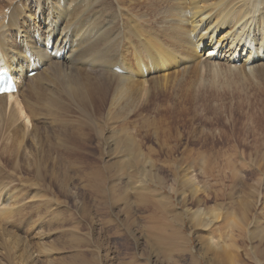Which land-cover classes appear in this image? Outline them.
I'll list each match as a JSON object with an SVG mask.
<instances>
[{
    "label": "rangeland",
    "instance_id": "1",
    "mask_svg": "<svg viewBox=\"0 0 264 264\" xmlns=\"http://www.w3.org/2000/svg\"><path fill=\"white\" fill-rule=\"evenodd\" d=\"M203 66L207 70L190 68L167 84L130 88L126 106L109 109L103 101L85 113L63 111L60 125L34 128L30 121L26 131L25 119L8 125L2 117L0 191L5 186L25 205L0 218V264H193L190 257L199 256L212 235L190 222L187 212L196 201L227 215L234 190L245 202L256 200L253 213L259 215L264 209V71ZM122 107L126 111L118 113ZM109 128L117 140H128V147L115 151L107 145ZM188 181L198 185L196 197ZM172 233L181 238L170 243ZM241 238L240 253L225 247L226 257L220 248L218 262L199 264H261L250 239Z\"/></svg>",
    "mask_w": 264,
    "mask_h": 264
},
{
    "label": "bare ground",
    "instance_id": "2",
    "mask_svg": "<svg viewBox=\"0 0 264 264\" xmlns=\"http://www.w3.org/2000/svg\"><path fill=\"white\" fill-rule=\"evenodd\" d=\"M203 65L264 71V0H0V73L7 71L18 82L16 93L0 94V120L5 118V124L10 125L23 118L26 131L30 121L34 128L39 123L55 126L63 122L61 114L69 109L85 113L87 106L103 101L109 109L126 106L130 88L145 89L150 82L167 84L175 74ZM34 70L37 73L30 76ZM113 129L108 130L107 145L128 147V140L122 143L113 137ZM120 163L126 165L127 161ZM188 183L196 197L198 185ZM134 189L132 192L137 191ZM238 193L230 190L227 215L219 207H203L201 200L195 202L196 208L189 207L194 229L212 232L207 243L199 246V256L190 257L193 264L202 259L218 262L220 248L226 257L229 250L225 247L240 253L237 236L250 239L252 255L260 256L258 261L263 264L264 246L258 245L264 243V209L259 215L253 213L256 200L250 199L251 203L248 197L249 203L245 202ZM24 205V200L16 199L5 186L1 188V219ZM178 237L172 233L168 240L173 243ZM214 249L215 255L210 256Z\"/></svg>",
    "mask_w": 264,
    "mask_h": 264
}]
</instances>
